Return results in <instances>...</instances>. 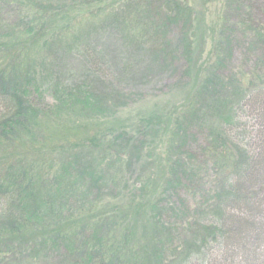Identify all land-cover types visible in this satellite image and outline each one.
I'll use <instances>...</instances> for the list:
<instances>
[{
  "label": "trees",
  "instance_id": "obj_1",
  "mask_svg": "<svg viewBox=\"0 0 264 264\" xmlns=\"http://www.w3.org/2000/svg\"><path fill=\"white\" fill-rule=\"evenodd\" d=\"M103 1L0 0V264H143L137 208L156 236L152 264H212L264 210V1L222 0L207 67L189 0H112L99 28L47 35L58 13ZM199 63L191 98L174 108L158 189L159 120L129 132L95 123L156 95L158 75L184 89Z\"/></svg>",
  "mask_w": 264,
  "mask_h": 264
},
{
  "label": "rangeland",
  "instance_id": "obj_2",
  "mask_svg": "<svg viewBox=\"0 0 264 264\" xmlns=\"http://www.w3.org/2000/svg\"><path fill=\"white\" fill-rule=\"evenodd\" d=\"M111 1L112 0H105L96 4L87 3L80 6L78 5L76 10L70 9L67 13H58L56 22H53L54 24L50 26L48 32H46L47 35L49 36L51 33L55 32H62L63 36L67 37L68 35L70 36L77 32L84 31L85 27L87 28V26H91V24H93L95 27H98L100 20L104 19L107 14V11L100 13L98 10L102 9V7L104 8L105 5L107 6ZM251 1H254V4H259L264 0ZM189 3L195 8L196 14L199 15L196 25H199V31L201 34H204L205 38L199 45V49L203 51L202 59L206 60L204 65L207 67V65L212 63L217 56L215 54V44L217 43L219 37L218 25L223 20L221 18L224 13L223 3L222 0H189ZM245 10H247V8ZM256 11L259 17L263 19L264 14H262L260 10L256 9ZM13 20H15L13 17L6 15L5 21H7V23L12 22ZM116 33L117 35L119 34V32ZM99 34L102 35L100 32ZM104 34L110 35L111 32ZM20 38L21 36H15L12 38V40H10L9 43L11 45H17L16 42ZM14 48L17 49L18 47L14 46ZM39 49L40 48L38 46H35L31 47L30 51L33 54H38L40 53ZM117 49L125 51L126 46L121 45V47L118 46ZM14 52L16 54L15 50ZM63 58L62 60L69 64L68 60L70 61V59H73L74 57L71 55ZM199 69H201L200 63L194 70V72L196 71L198 78L193 80V82L191 81L189 85H184V89L182 87L178 89L174 88V80L166 79L165 76L158 75L156 79L159 80V83L156 85V90L160 89V91H152V94L156 93V95H150L152 97L126 106L120 109L115 116L98 120V122L95 123V128L100 131H110L123 128L129 132L130 130H133L134 123H137L138 119L151 121L157 118L159 120V125L157 127L160 137L156 140V143H159L156 147L157 162L156 166H154L152 170L154 172L152 178L158 182V189L162 183L161 177L163 173H165V163L162 162V159H164L165 154L164 148L166 144V138L172 126L173 119L176 116L175 113L177 110L174 112V108L180 109L181 106H184L189 98H191L192 91L195 88L198 79L201 77V75H203V71H199ZM116 73L117 71L113 72V76H111V78L114 79ZM48 98V101H50V97ZM252 117L253 116L248 113L250 122L247 126L246 140L251 142L250 145L254 144V147H257L261 144L258 140V137H256V133L261 129L259 128L261 127V124L259 121L255 122L252 120ZM243 135H245V133H243ZM256 186L258 187H256L255 190H259L261 192L258 198L264 197V186L260 187L259 182ZM157 190L155 192L153 191L151 194H148V202L155 196ZM252 197L256 198L254 195ZM144 211L146 217L141 215V210L139 208L135 209V215L138 219V226H135L136 244L133 247V252L137 251L136 262L141 261L143 264H152V248L154 244H156V236L151 227L152 224L149 212L147 209H144ZM254 213L255 214L253 217H251V220L256 223L254 224L256 231L251 233L245 238L244 241L241 242L236 238H231L229 240L230 244L226 246L225 249H223L225 243H223V245L217 246L215 249L217 258L212 264H264V210L256 211ZM244 214L246 219L250 218L247 215L248 213L245 212ZM243 246H246L245 249H247V251L242 248ZM205 260L203 258L198 259L195 257L193 264L204 263Z\"/></svg>",
  "mask_w": 264,
  "mask_h": 264
}]
</instances>
